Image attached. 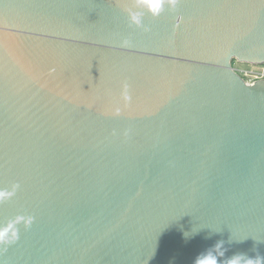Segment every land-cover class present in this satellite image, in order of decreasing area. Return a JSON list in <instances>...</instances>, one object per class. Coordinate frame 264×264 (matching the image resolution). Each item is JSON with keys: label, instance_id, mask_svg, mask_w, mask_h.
<instances>
[{"label": "water", "instance_id": "obj_1", "mask_svg": "<svg viewBox=\"0 0 264 264\" xmlns=\"http://www.w3.org/2000/svg\"><path fill=\"white\" fill-rule=\"evenodd\" d=\"M156 2L0 0V264L264 257V0Z\"/></svg>", "mask_w": 264, "mask_h": 264}, {"label": "clouds", "instance_id": "obj_2", "mask_svg": "<svg viewBox=\"0 0 264 264\" xmlns=\"http://www.w3.org/2000/svg\"><path fill=\"white\" fill-rule=\"evenodd\" d=\"M159 7H160L159 2H156V0H154L153 8L158 9ZM196 232L197 231L192 232V234L195 235ZM185 237L187 238L188 236ZM222 247H223V241H220L215 245V252H217L220 256L224 255L223 251H221ZM195 264H217L216 256L213 255L212 251H209L206 254L199 256L195 260ZM226 264H264V257L257 256L256 258L252 259V258H247L243 254H239L227 260Z\"/></svg>", "mask_w": 264, "mask_h": 264}, {"label": "rangeland", "instance_id": "obj_3", "mask_svg": "<svg viewBox=\"0 0 264 264\" xmlns=\"http://www.w3.org/2000/svg\"><path fill=\"white\" fill-rule=\"evenodd\" d=\"M234 66L239 70V73L246 79L247 82H254L256 81V77L261 76L264 74V67L263 66H256L258 69L252 68L253 66L249 65H241L235 63Z\"/></svg>", "mask_w": 264, "mask_h": 264}, {"label": "built area", "instance_id": "obj_4", "mask_svg": "<svg viewBox=\"0 0 264 264\" xmlns=\"http://www.w3.org/2000/svg\"><path fill=\"white\" fill-rule=\"evenodd\" d=\"M261 79H264V74L263 75H261V76H258V77H256V81H258V80H261ZM246 80V79H245ZM256 81H254V82H247L248 84H253V83H255Z\"/></svg>", "mask_w": 264, "mask_h": 264}, {"label": "bare ground", "instance_id": "obj_5", "mask_svg": "<svg viewBox=\"0 0 264 264\" xmlns=\"http://www.w3.org/2000/svg\"><path fill=\"white\" fill-rule=\"evenodd\" d=\"M252 68H254V69H258V67H256V66H253Z\"/></svg>", "mask_w": 264, "mask_h": 264}]
</instances>
